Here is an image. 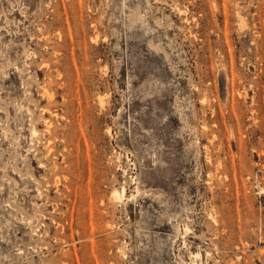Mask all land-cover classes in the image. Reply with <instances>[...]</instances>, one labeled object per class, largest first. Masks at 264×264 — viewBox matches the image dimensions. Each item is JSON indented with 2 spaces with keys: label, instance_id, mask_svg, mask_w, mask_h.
Returning <instances> with one entry per match:
<instances>
[{
  "label": "rangeland",
  "instance_id": "obj_1",
  "mask_svg": "<svg viewBox=\"0 0 264 264\" xmlns=\"http://www.w3.org/2000/svg\"><path fill=\"white\" fill-rule=\"evenodd\" d=\"M0 264H264V0H0Z\"/></svg>",
  "mask_w": 264,
  "mask_h": 264
},
{
  "label": "bare ground",
  "instance_id": "obj_2",
  "mask_svg": "<svg viewBox=\"0 0 264 264\" xmlns=\"http://www.w3.org/2000/svg\"><path fill=\"white\" fill-rule=\"evenodd\" d=\"M50 125V124H49ZM49 130V129H48ZM33 132L35 133L36 132V130H33ZM51 150V148L48 150V151H50ZM41 165H42V163H41ZM58 177V176H57ZM56 178V177H55ZM137 191V190H136ZM124 189H123V187H122V191H120V189L119 190H115L114 189V191H113V194L112 195H114L113 196V199L114 198H117V199H120L123 195H124ZM122 199H123V197H122ZM118 201V200H117ZM119 201H121V200H119Z\"/></svg>",
  "mask_w": 264,
  "mask_h": 264
}]
</instances>
